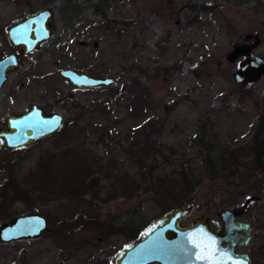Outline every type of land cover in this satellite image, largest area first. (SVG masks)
Wrapping results in <instances>:
<instances>
[{
  "label": "rangeland",
  "instance_id": "obj_1",
  "mask_svg": "<svg viewBox=\"0 0 264 264\" xmlns=\"http://www.w3.org/2000/svg\"><path fill=\"white\" fill-rule=\"evenodd\" d=\"M206 5L213 10L203 12ZM256 5L246 0H0V59L19 52L6 29L21 19L49 9L55 31L35 52L19 54L21 68L0 91V128L33 105L64 116L58 132L29 147L8 150L0 139V208L9 180L3 163L13 165L16 183L25 188L41 162L65 145L85 158V176L99 181L94 191L53 188L29 198L10 193L11 203L0 210V228L37 213L47 219L48 230L35 240H0V264H115L121 250L137 240L131 241L133 229L143 233L179 208L175 198L190 201L184 206L198 205L187 224L205 217L216 227L221 209H239L249 196L258 197L241 219L253 225L255 244H264V196L244 188L233 203L238 185L230 184L239 181L226 174L212 179L203 167L206 146L216 152L249 148L259 130L264 134V76L249 86L237 84L234 74L242 58L227 60L243 45L264 58V14ZM65 68L113 77L115 84L77 91L61 77ZM202 131L205 138L199 139ZM253 161L246 156L240 173ZM70 166L63 170L73 172ZM190 167L192 193L174 184L173 197L159 201L164 187L157 183ZM254 175L264 180V171Z\"/></svg>",
  "mask_w": 264,
  "mask_h": 264
},
{
  "label": "water",
  "instance_id": "obj_2",
  "mask_svg": "<svg viewBox=\"0 0 264 264\" xmlns=\"http://www.w3.org/2000/svg\"><path fill=\"white\" fill-rule=\"evenodd\" d=\"M52 18L53 12L45 9L8 26L7 40L19 52L0 59V91L10 74L21 68L20 55L35 52L54 36ZM251 39L252 36L246 37L247 41ZM251 51L252 47L243 45L227 54L231 63L242 58L234 74L237 84L251 85L264 76V58L251 55ZM60 75L77 91H92L115 84L113 77L92 76L70 68L61 70ZM63 123L62 114L48 113L43 107L33 105L25 113L7 118L0 128V139L8 150L29 147L58 132ZM257 200L258 197L249 196L239 209H221L218 233L212 231L209 218H198L187 224L197 213V204L179 207L127 244L115 264H253L249 255L236 252V248L246 247L252 239L250 223L241 218ZM47 230L48 221L44 216L24 215L1 226L0 240L4 244L35 240Z\"/></svg>",
  "mask_w": 264,
  "mask_h": 264
},
{
  "label": "trees",
  "instance_id": "obj_3",
  "mask_svg": "<svg viewBox=\"0 0 264 264\" xmlns=\"http://www.w3.org/2000/svg\"><path fill=\"white\" fill-rule=\"evenodd\" d=\"M233 0H226V2H232ZM237 2V0H235ZM246 1H256L257 5L255 6L256 12L260 14H264V10H262V1L263 0H246ZM70 2L68 4L70 5ZM213 8L209 7L208 5L204 6L203 12H210ZM107 21H110V18H107ZM249 86V85H247ZM264 122V121H263ZM73 130L72 132H74ZM71 131L69 132V134ZM204 132H200L199 139L205 138L203 135ZM68 137V135H67ZM148 142L152 141V136H147ZM208 154L203 156V161L206 163L203 164L205 168V173L209 175L212 179L214 177H221L225 178L229 176L232 178V181L238 182H231L230 185H238L237 192L233 200V203H236L241 197L244 196L245 191L244 188L248 190V192L255 193L260 196H264V180H254L255 172L264 171V134L259 130L253 139V143L249 148H240L238 150H225L224 152H216L213 148H208ZM72 148H69L68 145L64 146V150L57 154H49L48 157L41 162L38 172L32 173L28 184L25 188H21L19 183H16V176L14 175L13 165L7 166V164H2L1 168L9 175L8 180V189H6V193L3 194V202L1 205L0 210L5 212V205H9L12 201L11 194L14 197L18 195L24 197H31V193H40L44 192L45 190H50L53 188H61L63 191H69L70 193L75 191H86V190H96L99 181L96 178L89 179L86 177L85 172L82 169V163H85V158H77L76 155L71 152ZM162 153L163 151H158ZM151 153V152H150ZM254 156L253 165L246 168L245 171L240 173V168L242 169L244 166V158L246 156ZM75 158V159H74ZM84 159V160H83ZM70 169L73 172L64 171L63 168L70 165ZM100 165V158H97L94 161V166L96 169H99ZM185 169V168H184ZM180 169L174 172L173 176H170L166 180L162 182H158L157 184L162 189L161 194H159L158 200L164 201L165 198H172L174 192L177 190L175 185L181 187V192L191 194L192 191L195 189V184H193V176L195 171L193 169ZM68 173V174H67ZM226 174V175H224ZM34 177V178H33ZM34 179V180H33ZM32 180V181H31ZM155 180V178L153 179ZM242 188V190H241ZM175 189V190H174ZM8 191V192H7ZM182 200V201H181ZM175 198L178 206H184L190 201H187L184 198ZM174 202V200H173ZM172 207V205H171ZM170 206L163 207V210L167 211L171 208ZM135 230L133 233V237L131 241L138 239L142 233L139 229Z\"/></svg>",
  "mask_w": 264,
  "mask_h": 264
},
{
  "label": "flooded vegetation",
  "instance_id": "obj_4",
  "mask_svg": "<svg viewBox=\"0 0 264 264\" xmlns=\"http://www.w3.org/2000/svg\"><path fill=\"white\" fill-rule=\"evenodd\" d=\"M245 86H247V84ZM247 223H250V222H247ZM250 225L252 228V239L250 243L246 247H242V248L237 247L236 252L249 255L252 258L253 264H264V244L259 243L258 246L255 244V238L257 236H255L253 225L251 223ZM219 227H221V225L216 226V227L211 226L212 231L215 233L220 232L221 229H219ZM224 246L226 247L227 245L224 244Z\"/></svg>",
  "mask_w": 264,
  "mask_h": 264
}]
</instances>
